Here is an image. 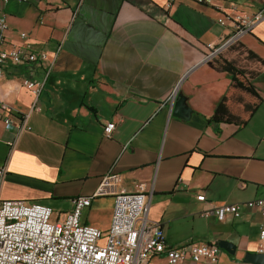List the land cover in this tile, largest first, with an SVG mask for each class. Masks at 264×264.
<instances>
[{
    "label": "crops",
    "instance_id": "0c3cea01",
    "mask_svg": "<svg viewBox=\"0 0 264 264\" xmlns=\"http://www.w3.org/2000/svg\"><path fill=\"white\" fill-rule=\"evenodd\" d=\"M263 6L264 0L9 1L3 48L43 51L46 60L3 66L0 100L13 125L24 119L25 126L16 135L0 120V199L64 214L72 198L94 195L112 177L80 217L105 233L114 197L143 183L152 191L146 218L159 223L166 244L229 241L237 249H220L217 264H254L244 255L255 253L262 211L242 205L240 217L222 219L201 213L264 199V67L242 52L264 62V19L237 41L243 49L235 45L224 56L260 72L250 82L262 104L234 90L210 58L234 34L232 23L221 26L219 18H249ZM25 78L45 81L38 98L21 86ZM223 97L243 125L209 120ZM176 102L181 109L174 113ZM256 105L250 117L245 107ZM108 122L115 129L106 139ZM146 264L167 262L162 254Z\"/></svg>",
    "mask_w": 264,
    "mask_h": 264
},
{
    "label": "built area",
    "instance_id": "2783aa9c",
    "mask_svg": "<svg viewBox=\"0 0 264 264\" xmlns=\"http://www.w3.org/2000/svg\"><path fill=\"white\" fill-rule=\"evenodd\" d=\"M11 0H0V79L3 66L45 61L46 55L32 52L25 47L4 49V33L7 31V15L4 6ZM25 2L29 0H12ZM209 4L212 0H196ZM236 6L232 8L236 10ZM264 19V6L249 18L239 15L218 19L224 26L232 23L234 34L221 48L214 50L210 58L221 54L233 45L252 27ZM21 38L25 33L19 34ZM50 68V67H49ZM49 73H46L45 80ZM45 82V81H44ZM44 82L23 79L21 86L35 99L43 91ZM39 110V107H34ZM12 111L0 100V120L18 135L24 128V119L13 125ZM115 129L113 122L103 126V136L111 137ZM6 176L5 167H0V186ZM112 177H105L94 195L76 196L71 199L72 210L64 214L38 202L0 199V264H146L152 256L165 255L167 264H217L220 248L213 243L185 244L171 247L160 237V225L146 218L152 191L143 183L136 184L129 193H120L114 197V208L110 228L105 232L82 224L81 212L90 206L94 196L104 195ZM200 202L205 201L203 194L197 195ZM242 205L247 209H258L264 215V199L245 201L243 204H221L201 213L202 218L210 215L218 219L230 216L238 218ZM255 253L264 255V218L258 225Z\"/></svg>",
    "mask_w": 264,
    "mask_h": 264
},
{
    "label": "trees",
    "instance_id": "16d2710c",
    "mask_svg": "<svg viewBox=\"0 0 264 264\" xmlns=\"http://www.w3.org/2000/svg\"><path fill=\"white\" fill-rule=\"evenodd\" d=\"M236 47L240 50L243 49V45H239L238 43H234L231 45L226 51L232 50L233 47ZM242 52L246 53L244 56V59L247 62L251 63H259L261 66L264 67V62L252 51L243 49ZM214 61L224 70L226 73H228L231 77V87L234 90L244 92L248 95H250L252 98H255L259 101V104L263 103V100L259 96L256 88L251 84L250 79L252 80L255 78L258 73H260L257 70H250L242 65L239 64L238 60L235 59H227L224 56L218 55L217 58L214 59ZM228 98L223 97L219 104L216 105L213 114L211 118L209 119L211 122L217 123V124H237L239 126L243 125L244 122L241 120L239 116L234 114L228 107ZM258 105L252 107V108H246L247 111H249L250 117L255 113L257 110Z\"/></svg>",
    "mask_w": 264,
    "mask_h": 264
},
{
    "label": "water",
    "instance_id": "95a60500",
    "mask_svg": "<svg viewBox=\"0 0 264 264\" xmlns=\"http://www.w3.org/2000/svg\"><path fill=\"white\" fill-rule=\"evenodd\" d=\"M180 109H181L180 103L176 102L174 104V113H176V111ZM217 246L221 250L228 252L230 255H233L235 252V249H237L236 246L232 243H229V241H219L217 243ZM244 260L245 262H250L254 264H264V255H261L260 253H246L244 255Z\"/></svg>",
    "mask_w": 264,
    "mask_h": 264
},
{
    "label": "rangeland",
    "instance_id": "374dc122",
    "mask_svg": "<svg viewBox=\"0 0 264 264\" xmlns=\"http://www.w3.org/2000/svg\"><path fill=\"white\" fill-rule=\"evenodd\" d=\"M227 51L226 52H224V53H222V54H218V55H220V56H226L227 55ZM218 55H216L213 59H215V58H217L218 57Z\"/></svg>",
    "mask_w": 264,
    "mask_h": 264
}]
</instances>
